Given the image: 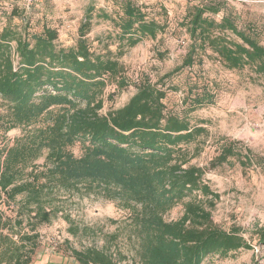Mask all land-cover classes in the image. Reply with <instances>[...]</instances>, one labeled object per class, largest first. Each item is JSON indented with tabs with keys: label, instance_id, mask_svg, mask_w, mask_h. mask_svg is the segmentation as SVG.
I'll return each mask as SVG.
<instances>
[{
	"label": "trees",
	"instance_id": "1",
	"mask_svg": "<svg viewBox=\"0 0 264 264\" xmlns=\"http://www.w3.org/2000/svg\"><path fill=\"white\" fill-rule=\"evenodd\" d=\"M23 4L24 11L12 6L0 30V130L21 131L0 147V205L9 207L20 198L24 209L14 218L0 209V264H31L37 227L57 215L53 195L81 189L129 211L138 264H202L209 257L264 246V224L245 239L238 229L225 231L212 220L218 194L203 179L205 169L191 163L209 136L188 118L202 104L201 96L184 101L186 111L179 115L168 110L161 87L140 80L122 107L102 113L108 85L117 93L131 85L120 57L142 40L156 39L167 25L149 17L135 0H114L117 9H99L97 17L111 24L115 51L96 52L86 37L92 10L76 43L63 47L56 43L55 29L30 27ZM238 19L221 0L186 7L177 22L189 37L179 68L201 63L210 51L227 70L249 67L264 76V46ZM222 139L209 169L233 158L242 169L258 165L264 173V163L249 148ZM75 144L79 156L69 150ZM181 202V217L165 221L166 211ZM68 229L78 235L79 228ZM107 238L112 243L117 235ZM66 250L77 264H130L121 253L96 246L77 249L67 243Z\"/></svg>",
	"mask_w": 264,
	"mask_h": 264
},
{
	"label": "rangeland",
	"instance_id": "2",
	"mask_svg": "<svg viewBox=\"0 0 264 264\" xmlns=\"http://www.w3.org/2000/svg\"><path fill=\"white\" fill-rule=\"evenodd\" d=\"M113 1H47L27 9L24 16L30 20L34 31H41L43 26L55 29L57 45L68 47L76 43L78 28L88 10H92L91 29L86 34L92 49L103 52L107 47L114 52L113 28L108 21L97 17L99 9L108 13L116 10ZM135 1L149 17L165 23L167 28L156 39H144L120 57L125 77L131 85L120 93L114 91V85H108L102 113L122 107L135 93L133 83L140 80L161 87L166 92L164 102L168 110L179 115L186 111L184 101L189 102L195 95L201 96L202 104L190 112L188 118L192 124L205 127L209 136L191 163L205 169L203 179L218 194L211 209L214 224L225 231L236 228L249 239L250 232L264 224V173L261 167L254 165L242 169L233 158L214 169H209L208 165L217 156L222 138L240 141L261 160V164L264 163V76L255 74L249 67L227 70L210 51L207 55L211 57H204L201 63H195L191 68H179L189 37L177 22L182 19L186 7L214 0ZM221 1L238 16V25L254 30L264 46V0ZM23 5V0H0V30L12 6L23 10ZM220 16L221 13L214 18L219 20ZM14 22L18 23L16 19ZM20 132L19 129L7 133L0 130V147L10 145ZM69 150L75 156L81 154L78 144ZM43 160L44 157L38 159L37 165L40 166ZM53 198L51 204L57 215L49 223L37 227L38 245L31 264H77L66 250L67 243L77 249L96 246L113 254L118 252L126 256V262L138 264V240L131 229L129 211L122 209L119 203L107 201L99 193H86L84 189L56 191ZM21 202L18 198L17 204L0 205V209L14 218L17 210L24 212ZM182 213L181 202L166 211L163 219L175 221ZM70 225L79 228L76 237L69 233ZM23 226L24 231H29L30 225ZM84 228L87 231H83ZM111 234L117 235L112 243L107 238ZM202 264H264V246L254 245L253 250H241L226 257H209Z\"/></svg>",
	"mask_w": 264,
	"mask_h": 264
},
{
	"label": "built area",
	"instance_id": "3",
	"mask_svg": "<svg viewBox=\"0 0 264 264\" xmlns=\"http://www.w3.org/2000/svg\"><path fill=\"white\" fill-rule=\"evenodd\" d=\"M55 1V0H24L25 6L29 9L32 6L38 5L42 2Z\"/></svg>",
	"mask_w": 264,
	"mask_h": 264
}]
</instances>
